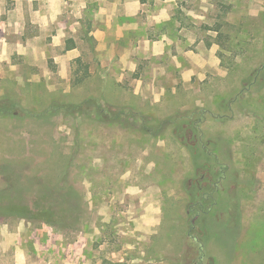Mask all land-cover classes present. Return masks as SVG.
Returning <instances> with one entry per match:
<instances>
[{
    "label": "rangeland",
    "instance_id": "1",
    "mask_svg": "<svg viewBox=\"0 0 264 264\" xmlns=\"http://www.w3.org/2000/svg\"><path fill=\"white\" fill-rule=\"evenodd\" d=\"M1 191L0 264H264V0H0Z\"/></svg>",
    "mask_w": 264,
    "mask_h": 264
},
{
    "label": "trees",
    "instance_id": "2",
    "mask_svg": "<svg viewBox=\"0 0 264 264\" xmlns=\"http://www.w3.org/2000/svg\"><path fill=\"white\" fill-rule=\"evenodd\" d=\"M5 194L6 191L0 192V210L5 214L26 216L30 219L39 220L46 223H53L55 220L57 221L58 218H62L66 215L63 207L51 202L43 201L40 198H35L28 202H22L21 194L19 191H17L16 193H7V195H10L11 199L10 201H6L4 199ZM224 214L226 221L223 224H220V228L222 225V228H226L225 224L227 222L234 221L236 224H238L240 221L238 202L235 207L232 206V203L231 205H227V207H225ZM224 232H226L225 229ZM189 264H194V262Z\"/></svg>",
    "mask_w": 264,
    "mask_h": 264
},
{
    "label": "clouds",
    "instance_id": "3",
    "mask_svg": "<svg viewBox=\"0 0 264 264\" xmlns=\"http://www.w3.org/2000/svg\"><path fill=\"white\" fill-rule=\"evenodd\" d=\"M19 11H20V8L18 7V8H17V12H19ZM36 15H39V13H36ZM56 15H59V10H58V9H54V10H53L52 18L54 19ZM41 19L44 20L43 17H41Z\"/></svg>",
    "mask_w": 264,
    "mask_h": 264
}]
</instances>
